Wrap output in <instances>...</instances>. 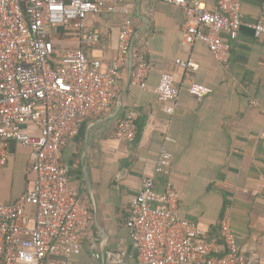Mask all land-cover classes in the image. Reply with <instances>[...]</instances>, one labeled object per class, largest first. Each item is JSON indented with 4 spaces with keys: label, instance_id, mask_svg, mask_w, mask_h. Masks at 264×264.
I'll list each match as a JSON object with an SVG mask.
<instances>
[{
    "label": "built area",
    "instance_id": "1",
    "mask_svg": "<svg viewBox=\"0 0 264 264\" xmlns=\"http://www.w3.org/2000/svg\"><path fill=\"white\" fill-rule=\"evenodd\" d=\"M128 0H0V171L10 160L11 144L30 150L34 187L14 203L0 201V264H75L82 253V233L93 220L88 204L72 185L62 163L66 142L79 135L83 123L103 116L115 104L118 82L135 42ZM184 13L182 42L204 45L220 65L231 58L232 43L245 25L242 0H160ZM104 13L122 16L115 58L104 68L94 52L107 53V34L95 29ZM264 39V21L251 25ZM71 35L74 42L69 43ZM175 64L192 72L194 59ZM152 66L141 54L131 85L146 87ZM188 92L197 99L212 89L189 78ZM182 88L161 72L158 101L173 114ZM173 103V105H168ZM137 128L133 114L118 124L115 136L132 144ZM154 175L144 176L126 220L131 251L95 254L101 264H262L243 252L230 218L211 237L196 222L180 216L181 195L168 182L158 192L157 176L169 175L173 156L162 149Z\"/></svg>",
    "mask_w": 264,
    "mask_h": 264
},
{
    "label": "crops",
    "instance_id": "2",
    "mask_svg": "<svg viewBox=\"0 0 264 264\" xmlns=\"http://www.w3.org/2000/svg\"><path fill=\"white\" fill-rule=\"evenodd\" d=\"M126 4L134 8V44L139 42L152 70L145 88L132 86L129 58L114 106L86 120L81 133L63 147L62 163L93 215L74 263L101 264L95 254L131 251L126 228L131 202L141 191L143 177L154 175V161L166 149L173 156L172 169L156 177L158 192L172 182L181 195L180 216L211 237L219 238L220 222L228 216L240 249L259 256L264 264V39L255 38L251 28L264 21V0H242L245 25L232 43L227 65L216 62L204 45L182 42L181 9L160 0ZM208 4L217 8L216 0ZM122 19L104 13L94 20L95 29L107 34L110 44L107 53H93L104 68L116 56ZM190 58L198 62V71L175 64ZM161 72L171 73L182 88L173 114L156 95ZM189 78L212 93L203 99L191 96ZM129 114L135 124H143L132 144L115 136L122 116ZM10 152L8 165L0 171L3 203L16 202L36 180L30 150L12 143ZM126 264L139 263L132 258Z\"/></svg>",
    "mask_w": 264,
    "mask_h": 264
},
{
    "label": "trees",
    "instance_id": "3",
    "mask_svg": "<svg viewBox=\"0 0 264 264\" xmlns=\"http://www.w3.org/2000/svg\"><path fill=\"white\" fill-rule=\"evenodd\" d=\"M144 51L142 50V47L139 45V42H136L135 44H134V67H135V65H136V63L138 62V60H139V57H140V55L143 53ZM117 90H118V88H117ZM125 116V115H124ZM124 116H122V118L124 117ZM85 124V122L83 123V125ZM136 127H137V137H136V139H139L140 138V136H141V134H142V131H143V124H136ZM81 131H82V128H81V130H80V133H81ZM79 133V134H80ZM69 174H70V171H69Z\"/></svg>",
    "mask_w": 264,
    "mask_h": 264
},
{
    "label": "water",
    "instance_id": "4",
    "mask_svg": "<svg viewBox=\"0 0 264 264\" xmlns=\"http://www.w3.org/2000/svg\"><path fill=\"white\" fill-rule=\"evenodd\" d=\"M133 65H134V53H133V46L131 48V51H130V73H132L133 71Z\"/></svg>",
    "mask_w": 264,
    "mask_h": 264
},
{
    "label": "rangeland",
    "instance_id": "5",
    "mask_svg": "<svg viewBox=\"0 0 264 264\" xmlns=\"http://www.w3.org/2000/svg\"><path fill=\"white\" fill-rule=\"evenodd\" d=\"M68 38H67V41L69 42V43H72V42H74V39H73V37L71 36V35H69V36H67Z\"/></svg>",
    "mask_w": 264,
    "mask_h": 264
}]
</instances>
